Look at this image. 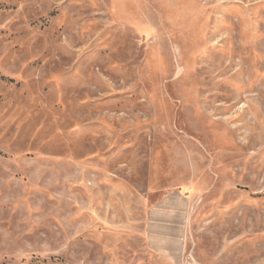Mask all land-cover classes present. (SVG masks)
Listing matches in <instances>:
<instances>
[{"label":"rangeland","instance_id":"obj_1","mask_svg":"<svg viewBox=\"0 0 264 264\" xmlns=\"http://www.w3.org/2000/svg\"><path fill=\"white\" fill-rule=\"evenodd\" d=\"M0 264H264V0H0Z\"/></svg>","mask_w":264,"mask_h":264},{"label":"crops","instance_id":"obj_2","mask_svg":"<svg viewBox=\"0 0 264 264\" xmlns=\"http://www.w3.org/2000/svg\"><path fill=\"white\" fill-rule=\"evenodd\" d=\"M179 229V228H178ZM164 230H168V228H165ZM184 231V230H183Z\"/></svg>","mask_w":264,"mask_h":264}]
</instances>
